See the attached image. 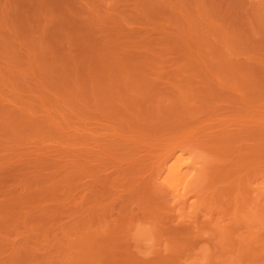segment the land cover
<instances>
[{"label":"rangeland","instance_id":"374dc122","mask_svg":"<svg viewBox=\"0 0 264 264\" xmlns=\"http://www.w3.org/2000/svg\"><path fill=\"white\" fill-rule=\"evenodd\" d=\"M0 264H264V0H0Z\"/></svg>","mask_w":264,"mask_h":264}]
</instances>
